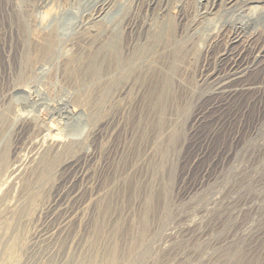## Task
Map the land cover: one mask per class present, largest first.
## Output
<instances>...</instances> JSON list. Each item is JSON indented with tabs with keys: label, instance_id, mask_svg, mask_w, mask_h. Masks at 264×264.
I'll return each mask as SVG.
<instances>
[{
	"label": "rangeland",
	"instance_id": "374dc122",
	"mask_svg": "<svg viewBox=\"0 0 264 264\" xmlns=\"http://www.w3.org/2000/svg\"><path fill=\"white\" fill-rule=\"evenodd\" d=\"M227 2L0 0V264H264V0Z\"/></svg>",
	"mask_w": 264,
	"mask_h": 264
},
{
	"label": "bare ground",
	"instance_id": "6f19581e",
	"mask_svg": "<svg viewBox=\"0 0 264 264\" xmlns=\"http://www.w3.org/2000/svg\"><path fill=\"white\" fill-rule=\"evenodd\" d=\"M223 1V0H222ZM228 2H227V4L228 5H230L231 7L232 6H234V4L236 3V2H245L246 4H249L250 5V2H249V0H227ZM201 2V1H200ZM226 2V1H225ZM237 4V3H236ZM239 4V3H238ZM251 4H253V2L251 1ZM208 5V4H207ZM224 5V4H223ZM251 6V5H250ZM253 6V5H252ZM255 6V5H254ZM213 7V6H212ZM235 7V6H234ZM207 8V7H206ZM256 8V7H255ZM210 10H212V9H210ZM254 10V9H253ZM206 13H207V11H206ZM47 18V17H46ZM92 28V27H91ZM38 31V30H37ZM35 33V32H34ZM91 33V32H90ZM43 34V33H42ZM51 36V35H50ZM47 37V36H46ZM88 37V36H87ZM238 37V36H237ZM36 38H38V37H36ZM41 38V37H40ZM84 38V37H83ZM47 39V38H46ZM52 39L50 38V40H49V42H48V44H47V46H46V48H42V53L41 54H43L44 56L45 55H47L48 56V53H51L52 54V52H49V50H50V48H51V46H52V41H51ZM55 46V45H54ZM72 46V45H71ZM78 48V47H77ZM35 50V49H34ZM52 50V49H51ZM38 51V50H37ZM260 51V50H259ZM263 53V52H262ZM41 56V55H40ZM33 57V56H32ZM37 58V57H36ZM264 58V55H261V53H260V55L259 56H257L256 57V59L254 60L255 62L253 63V65H259L261 62H260V59H263ZM91 63V62H90ZM89 64V63H88ZM90 65H92V63L90 64ZM91 71L92 72H95V70H94V68H92L91 69ZM238 73V72H237ZM70 74V73H69ZM233 80V79H232ZM228 81H230V80H228ZM228 81H226V82H224V83H222V85H224L225 83H227ZM222 82V80H217L216 81V83H215V85H218V84H220ZM18 90V89H17ZM50 106V105H49ZM16 112H17V110H15ZM23 111V110H22ZM62 112V111H61ZM17 114V113H16ZM70 114V113H69ZM18 115V114H17ZM25 115V114H24ZM15 116V115H14ZM19 116H20V114H19ZM31 116V115H30ZM25 117V118H24ZM22 116V120H24V121H26V120H28L27 118H26V115L25 116ZM2 118V117H1ZM34 118V117H33ZM33 118H31V119H33ZM18 119H20L21 120V118H19L18 117ZM18 119H17V121H18ZM3 120V119H2ZM19 120V121H20ZM34 120V119H33ZM38 120V119H37ZM3 122V121H2ZM21 122V121H20ZM14 125V124H13ZM23 125V124H22ZM24 125H25V123H24ZM28 125V124H27ZM26 125V126H27ZM30 125V124H29ZM28 125V126H29ZM38 125V124H37ZM36 126V125H35ZM34 126V127H35ZM54 127V126H53ZM37 128V127H36ZM35 128V129H36ZM46 128V127H45ZM48 128V127H47ZM25 129V128H24ZM28 129V128H27ZM32 129H34V128H32ZM34 129V130H35ZM50 129V128H49ZM49 129H47L46 131H43V132H41L40 131V138L38 139V140H36L35 141V143H36V152L33 154L32 153V155H31V159L30 158H28V159H30L28 162H30V163H34L33 161L36 159V157H38V156H40L39 157V159H40V161H41V164H43V166L45 165V163H46V160L44 159V156H42V155H40V153H39V151L41 150V149H43V148H41L42 146H43V144L46 142V141H51L52 142V140H54V137L53 136H51V134H50V130ZM29 131V130H28ZM36 131V130H35ZM39 131V130H38ZM52 131V130H51ZM44 132H47V133H44ZM39 133V132H38ZM56 135H57V133H56ZM54 136H55V134H54ZM56 138V137H55ZM34 141V140H33ZM50 141H49V143H50ZM31 144V143H30ZM33 144V143H32ZM45 145V144H44ZM49 145V144H48ZM31 146V145H30ZM50 146V145H49ZM46 147V146H45ZM35 150V149H34ZM33 150V151H34ZM45 150V149H44ZM42 151V150H41ZM47 151V150H46ZM43 153H45V152H43ZM47 154L49 153V151L48 152H46ZM22 163V162H21ZM40 164V163H39ZM31 165V164H30ZM34 165L35 164H33V167H34ZM27 166V165H26ZM24 167H25V165L24 164H20L19 166H18V168H17V166L15 167H12L11 169H9V171H8V173H7V175L9 176V177H17L19 174H20V168L22 169H24ZM29 167H31V166H29ZM73 170V169H72ZM26 172V171H25ZM23 174H26V173H23ZM74 176V175H73ZM20 177V176H19ZM19 177H17V178H19ZM24 177V176H23ZM75 177V176H74ZM17 178H14V180H16ZM72 178V177H71ZM20 179H21V177H20ZM17 183H19V182H17ZM72 188V187H71ZM70 188V189H71ZM73 189V188H72ZM65 190V189H64ZM69 192V191H68ZM70 194H71V192H70ZM62 195H63V193H62ZM76 195V194H75ZM71 196V195H70ZM62 197V196H61ZM69 197V196H68ZM67 198V197H66ZM69 199V198H68ZM67 200V199H66ZM65 200V201H66ZM71 200V199H70ZM64 207V206H63ZM62 207V208H63ZM59 211V210H58ZM57 212V211H56ZM66 214V213H65ZM64 215V214H63ZM60 217V216H59ZM65 217H66V215H65ZM50 218H51V216H50ZM63 218V217H62ZM64 219V218H63ZM62 220V219H61ZM67 220V219H66ZM56 221V220H55ZM63 221V220H62ZM53 222V221H52ZM60 222V221H59ZM67 222V221H66ZM65 222V223H66ZM62 223V222H61ZM56 224V223H55ZM45 225V224H44ZM63 225H64V223H63ZM59 226V225H58ZM56 227V226H55ZM52 229V228H51ZM57 229V228H56ZM38 232V231H37ZM51 235H52V231L49 229V230H44V231H42L41 232V237H42V239H48V238H50L51 237ZM40 238V237H39ZM40 243V242H39Z\"/></svg>",
	"mask_w": 264,
	"mask_h": 264
}]
</instances>
